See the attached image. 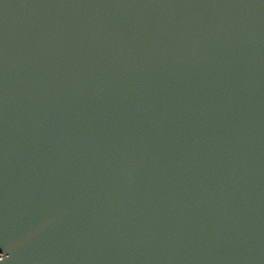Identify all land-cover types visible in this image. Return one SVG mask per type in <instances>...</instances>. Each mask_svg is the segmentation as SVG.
Segmentation results:
<instances>
[{
  "label": "water",
  "instance_id": "obj_1",
  "mask_svg": "<svg viewBox=\"0 0 264 264\" xmlns=\"http://www.w3.org/2000/svg\"><path fill=\"white\" fill-rule=\"evenodd\" d=\"M0 264H264V0H0Z\"/></svg>",
  "mask_w": 264,
  "mask_h": 264
}]
</instances>
